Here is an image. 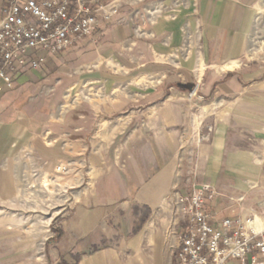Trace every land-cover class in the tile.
I'll list each match as a JSON object with an SVG mask.
<instances>
[{"label":"crops","instance_id":"1","mask_svg":"<svg viewBox=\"0 0 264 264\" xmlns=\"http://www.w3.org/2000/svg\"><path fill=\"white\" fill-rule=\"evenodd\" d=\"M258 1L100 0L116 13L67 51L109 59L77 73L101 96L70 102L71 84L58 118L30 96L60 54L0 94V264H173L167 201L191 186L212 188L218 218L264 217V66L247 53ZM55 167L74 188L56 240L27 225Z\"/></svg>","mask_w":264,"mask_h":264},{"label":"built area","instance_id":"2","mask_svg":"<svg viewBox=\"0 0 264 264\" xmlns=\"http://www.w3.org/2000/svg\"><path fill=\"white\" fill-rule=\"evenodd\" d=\"M99 2L0 0V94L40 70L49 57L91 37L100 19L116 13V4ZM214 196L203 185L169 197L166 233L174 239L169 242L173 264H264V225L254 229L247 225L253 218H218L208 209Z\"/></svg>","mask_w":264,"mask_h":264},{"label":"rangeland","instance_id":"3","mask_svg":"<svg viewBox=\"0 0 264 264\" xmlns=\"http://www.w3.org/2000/svg\"><path fill=\"white\" fill-rule=\"evenodd\" d=\"M90 41V43H92L93 39ZM93 51L94 49L92 46L89 48L84 47L77 54H71L68 51H64L57 57H54L51 60L49 67L42 70V74H39L38 79H40L41 85L38 89L32 91L30 96L42 99L41 102L44 103L45 107L48 105V108L53 110L54 118L60 117L61 105L64 102L63 98L67 96V91L71 84L78 83L74 85V89L70 91V102H74L78 99H81V101H87L85 97L92 99L97 96L98 93V96L102 95V92L97 90L94 91V88L87 89L86 87H92L93 84L86 82L82 84L83 79L77 74L78 72H81L84 76L90 74L95 65L108 66L110 64L108 61L109 59L105 56L100 59L101 62L99 64L95 63L92 58H88ZM247 53L251 62L262 64L264 66V0H259L256 5L254 25L247 43ZM65 73H69L70 76ZM71 157L73 156L71 155ZM57 168L62 169L61 167ZM57 168L55 167V171L51 177H48L45 173H42L43 175L40 174L41 178L38 180L36 188L39 191L38 195L44 197H39L42 198L43 205H40V201L38 202L40 206L35 214L36 216L32 217L31 221L29 220L27 222V225H30V223L37 224L38 229L42 227V225L46 226L47 223L48 233L50 236L53 234L52 237H54V240L58 238L61 221L63 219L62 216L65 213L67 214L69 203L67 195L70 194V198H72L71 194H73L74 191L73 186L69 189H64V182L62 179L64 176L62 174L64 170L58 171ZM44 181L47 186H42ZM261 194L263 199L261 202H256L255 206L257 211L263 212L264 190ZM45 199H48V201ZM138 211L142 214L140 217L144 218L146 212L143 209H138ZM259 219L264 220V217ZM61 262L62 261L57 264H60Z\"/></svg>","mask_w":264,"mask_h":264},{"label":"bare ground","instance_id":"4","mask_svg":"<svg viewBox=\"0 0 264 264\" xmlns=\"http://www.w3.org/2000/svg\"><path fill=\"white\" fill-rule=\"evenodd\" d=\"M233 64V63H232ZM234 65V64H233ZM248 226L254 228V229H259L263 225V220L259 219L258 216L254 217L251 219L248 223Z\"/></svg>","mask_w":264,"mask_h":264},{"label":"trees","instance_id":"5","mask_svg":"<svg viewBox=\"0 0 264 264\" xmlns=\"http://www.w3.org/2000/svg\"><path fill=\"white\" fill-rule=\"evenodd\" d=\"M73 259L76 262L77 261V256H74ZM60 264H72V263H69V262H66V261H62ZM73 264H75V263H73Z\"/></svg>","mask_w":264,"mask_h":264}]
</instances>
